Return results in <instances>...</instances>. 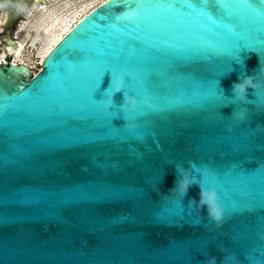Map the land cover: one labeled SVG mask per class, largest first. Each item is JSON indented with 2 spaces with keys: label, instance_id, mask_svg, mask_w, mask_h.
Wrapping results in <instances>:
<instances>
[{
  "label": "water",
  "instance_id": "water-1",
  "mask_svg": "<svg viewBox=\"0 0 264 264\" xmlns=\"http://www.w3.org/2000/svg\"><path fill=\"white\" fill-rule=\"evenodd\" d=\"M119 2L139 15L113 28L107 0L37 74L0 62V264H264V112L236 122L228 99L264 62V0ZM126 94L147 102L131 132ZM190 161L216 176L218 229L188 204L197 186L162 198Z\"/></svg>",
  "mask_w": 264,
  "mask_h": 264
},
{
  "label": "clouds",
  "instance_id": "clouds-1",
  "mask_svg": "<svg viewBox=\"0 0 264 264\" xmlns=\"http://www.w3.org/2000/svg\"><path fill=\"white\" fill-rule=\"evenodd\" d=\"M112 8L109 13L110 19L117 21L113 23V28H119L127 22L134 20L139 11L136 7L121 4L119 0H111ZM116 8H121V11H116ZM14 13L17 16H28L31 14V9L26 0H0V15L7 16L9 13ZM21 22V26H22ZM125 86V78L123 75L117 74L112 76L108 88H111V93L108 95L106 103L108 106H113L114 97L120 93ZM108 88L105 92L108 91ZM249 90L255 96V100H250ZM232 96L228 97L231 103L237 105L239 110L234 109L231 118L236 122H243L248 116L249 109L246 105L252 104L257 112H264V62L259 58V69H253L252 74L243 75L238 78L237 82L232 84ZM147 102L145 100H138L136 95H124L123 103L119 106L121 114L124 118V127L129 131L135 130L136 114H143V106ZM259 127V126H258ZM189 167L176 166V176L174 187L169 190L170 195H162L165 201L171 199L183 200L188 194L189 189L195 185L199 188V199L189 198V206H194L196 212L199 214L202 210H206V220L213 224L215 228H220L225 223L226 211L225 207L220 201L215 185L217 179L207 167H196L193 162H189ZM199 173V177L193 176L192 169ZM199 215L196 219V225L201 223ZM213 229H209L212 231ZM223 253L219 264H241V261L234 254H228L226 249H221ZM248 264H262L261 259L252 255L248 258ZM205 264H217V259L214 256H206Z\"/></svg>",
  "mask_w": 264,
  "mask_h": 264
},
{
  "label": "bare ground",
  "instance_id": "bare-ground-1",
  "mask_svg": "<svg viewBox=\"0 0 264 264\" xmlns=\"http://www.w3.org/2000/svg\"><path fill=\"white\" fill-rule=\"evenodd\" d=\"M35 2V6L37 9H42L44 7L45 0L42 3ZM107 0H102L98 4L85 8L83 10H75L76 12L69 11L67 14L63 16L54 15L48 12H45L43 15L40 16L38 20V26L36 25L35 31L28 36L26 31L24 32L23 24L20 25L17 33L16 38L18 40V44H20V48L18 50H13L8 45V52L3 51L0 52V62L6 61L9 56L12 57L13 63H21L26 65L32 73L37 74V72L33 71V67L30 65L28 61L24 59V54L26 52L34 53L41 49L40 51V59L41 63L39 65L42 67L43 62L45 61L46 57L51 53V51L62 41V39L82 20L84 19L89 13H91L94 9L98 6L106 2ZM92 3V2H91ZM82 7V6H81ZM83 8V7H82ZM42 14V13H41ZM62 15V14H61ZM8 21V16H3L2 24ZM47 38L45 45L39 49L43 41ZM38 53V52H37Z\"/></svg>",
  "mask_w": 264,
  "mask_h": 264
},
{
  "label": "rangeland",
  "instance_id": "rangeland-1",
  "mask_svg": "<svg viewBox=\"0 0 264 264\" xmlns=\"http://www.w3.org/2000/svg\"><path fill=\"white\" fill-rule=\"evenodd\" d=\"M100 1H102V0H45L44 7L42 9H37V6L34 7L35 6L34 5L31 8V14L28 16H24L26 19H24V21L22 23L23 27H24L23 30H24V32L26 31V34L28 36H30L35 31L36 25L38 26V20H39L40 16L43 15L45 12L49 11V13H51V14L54 13L56 16L57 15L63 16L64 14H67L69 11L74 13L79 9L83 10L85 8L92 7L96 4H98ZM2 19H3V15H0V31H2L1 30ZM15 36H16V34H15ZM2 38H3V35H0V42L2 41ZM46 40H47V38H45V40L43 41L44 43H42L40 46H38L39 49L41 47H43V45H45ZM40 51H41V49L37 51L38 53L35 52V54L32 52H30V53L26 52L24 54V59L30 63V65L34 68L33 71L37 72V73L42 68L39 65V63H41V60H39L40 59V54H39Z\"/></svg>",
  "mask_w": 264,
  "mask_h": 264
},
{
  "label": "flooded vegetation",
  "instance_id": "flooded-vegetation-1",
  "mask_svg": "<svg viewBox=\"0 0 264 264\" xmlns=\"http://www.w3.org/2000/svg\"><path fill=\"white\" fill-rule=\"evenodd\" d=\"M26 2L31 9L33 7L34 3L36 2V0H34L33 4H31V0H26ZM7 16H8V21L1 25L2 31H0V35H3V38H2V41L0 42V52H3V51L8 52V45L10 46V41L13 39V37H15V34L17 33V31L21 25V22H23L24 19H26L23 15L17 16L14 13H11V15L9 13V15H7ZM6 61H4V62H6ZM12 61H13V59H12Z\"/></svg>",
  "mask_w": 264,
  "mask_h": 264
},
{
  "label": "snow or ice",
  "instance_id": "snow-or-ice-1",
  "mask_svg": "<svg viewBox=\"0 0 264 264\" xmlns=\"http://www.w3.org/2000/svg\"><path fill=\"white\" fill-rule=\"evenodd\" d=\"M13 67H15V64L13 63Z\"/></svg>",
  "mask_w": 264,
  "mask_h": 264
}]
</instances>
